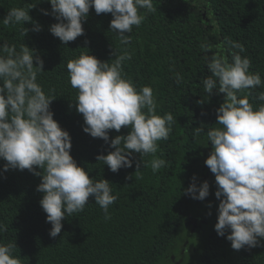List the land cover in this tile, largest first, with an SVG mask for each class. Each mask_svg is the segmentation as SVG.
I'll return each instance as SVG.
<instances>
[{"label":"trees","instance_id":"1","mask_svg":"<svg viewBox=\"0 0 264 264\" xmlns=\"http://www.w3.org/2000/svg\"><path fill=\"white\" fill-rule=\"evenodd\" d=\"M153 5L156 10H143V22L126 33L128 44L110 30V13L97 15L90 8L83 22L84 35L65 45L49 31L57 23L55 18L41 12H51L48 0H0V45H15L19 51L25 44L41 57L44 72L38 73L37 82L56 98L50 110L71 136L70 154L90 178L108 180L119 197L109 206L111 218L106 220L90 196L84 210L66 217L61 233L53 238L49 235L52 225L40 205L43 193L37 191L42 177L28 169L5 172L6 161L0 159V223L7 226L0 232V243L15 242L13 255L22 264L164 263L201 203L186 194L193 176L197 186L205 180L210 186L209 196L202 200L208 202L202 212L207 226L193 264H264V239L257 247L234 250L226 238L230 233L221 237L215 231L220 201L215 196V175L205 164L212 151L206 132L217 124L216 110L225 94L214 89L209 96L203 85L211 75L207 63L214 54L220 52L231 62L232 53L239 52L229 41L243 45L240 55L250 58V71L258 72L264 81V0H153ZM12 8H31L29 15L42 30L32 31L29 22L5 25L3 20ZM25 28L29 31L24 36ZM87 51L109 64L116 56L128 54L131 59L122 65L125 77L138 89L154 88L158 115L173 114L172 131L167 140L158 141L155 154L167 161L166 167L153 173L151 154L142 157L144 167L140 154L133 153V166L115 173L97 161V155L114 151L111 139L126 136L129 129L109 130L108 143L83 131V116L74 105L78 90L71 87L66 66ZM249 93L254 109L264 105L258 99L264 84L238 95ZM201 126L205 132L194 135Z\"/></svg>","mask_w":264,"mask_h":264},{"label":"clouds","instance_id":"2","mask_svg":"<svg viewBox=\"0 0 264 264\" xmlns=\"http://www.w3.org/2000/svg\"><path fill=\"white\" fill-rule=\"evenodd\" d=\"M48 2L51 12L46 9L41 12L55 18L57 23L50 25L49 31L65 45L84 35L83 22L90 8L97 15L111 14L110 30L119 35L123 44L129 43L126 33H131L133 26L138 27L145 19L143 10H156L153 0ZM30 9L12 8L3 23L29 22L33 24L32 31L42 30L29 15ZM28 31L25 28L23 35ZM228 43L239 52L232 53L231 62L220 52L214 54L207 63L211 75L203 80L209 96L214 89L225 94L224 102L216 110L217 124L206 132L212 151L205 164L215 175V196L220 201L215 231L221 237L230 233L226 238L231 247L240 250L246 246L257 247L260 239H264V105L254 109L248 98L251 93L244 96L238 93L261 86L264 81L258 72L250 71V58L240 55L245 51L243 45ZM201 47L208 50L203 44ZM0 53V159L6 161L3 171L28 169L42 177L37 191L43 193L40 205L52 225L49 235L53 238L61 233L66 217L84 210L90 196L103 209L104 218L110 219L109 206L119 197L113 194L108 180L90 178L89 172L70 154L71 136L50 110L56 98L46 94L37 82L38 73L44 72L43 60L25 44L17 51L15 45L3 43ZM129 59L125 53L109 64L87 51L69 60L66 66L69 82L78 90L74 105L83 116V131L93 138L108 143L109 130L119 132L122 126L129 129L126 136L111 139L114 151L97 155V161H103L115 173L133 166V153L140 154L144 167L142 157L151 154L154 157L151 168L155 173L167 166L165 159L155 157L158 141L168 139L176 119L172 113L157 114L152 86L138 89L125 77L122 65ZM258 99L264 101V93ZM203 132V126L196 127L194 135ZM136 167L139 171L140 163ZM36 168L42 169V173ZM192 180L186 194L198 200L208 197V181L197 186L195 176ZM6 230L7 226L0 223V232ZM15 248V242L0 243V264H22L13 255Z\"/></svg>","mask_w":264,"mask_h":264},{"label":"rangeland","instance_id":"3","mask_svg":"<svg viewBox=\"0 0 264 264\" xmlns=\"http://www.w3.org/2000/svg\"><path fill=\"white\" fill-rule=\"evenodd\" d=\"M199 201L201 203L198 205V211L188 220L182 232V239L162 264H193L194 256L207 226L205 215L202 212L208 207V202Z\"/></svg>","mask_w":264,"mask_h":264}]
</instances>
